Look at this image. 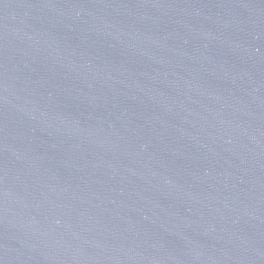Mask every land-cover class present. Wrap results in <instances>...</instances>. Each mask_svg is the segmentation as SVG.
<instances>
[{"label": "water", "instance_id": "95a60500", "mask_svg": "<svg viewBox=\"0 0 264 264\" xmlns=\"http://www.w3.org/2000/svg\"><path fill=\"white\" fill-rule=\"evenodd\" d=\"M0 264H264V0H0Z\"/></svg>", "mask_w": 264, "mask_h": 264}]
</instances>
